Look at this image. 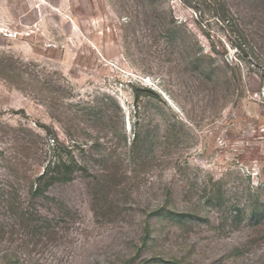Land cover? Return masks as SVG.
Masks as SVG:
<instances>
[{
  "label": "rangeland",
  "instance_id": "rangeland-1",
  "mask_svg": "<svg viewBox=\"0 0 264 264\" xmlns=\"http://www.w3.org/2000/svg\"><path fill=\"white\" fill-rule=\"evenodd\" d=\"M175 262L264 264V0H0V264Z\"/></svg>",
  "mask_w": 264,
  "mask_h": 264
},
{
  "label": "trees",
  "instance_id": "trees-1",
  "mask_svg": "<svg viewBox=\"0 0 264 264\" xmlns=\"http://www.w3.org/2000/svg\"><path fill=\"white\" fill-rule=\"evenodd\" d=\"M209 55H206L204 52H198L194 58H192L193 63L197 68H200L204 65L205 58ZM202 72L205 74H210L207 69L203 67ZM213 71H211V74ZM137 135H135V138ZM138 138V137H137ZM77 163H68L64 160H58L53 164H49L45 167L43 173L38 177V181L35 183L33 189L34 196L43 195L44 197L50 198L49 195H45L47 189L53 186L56 183L64 184L70 181L73 178L75 172V165ZM173 264H184L181 262H175Z\"/></svg>",
  "mask_w": 264,
  "mask_h": 264
}]
</instances>
